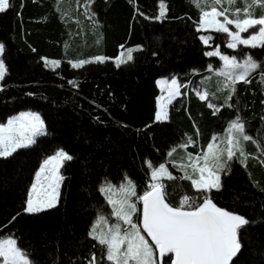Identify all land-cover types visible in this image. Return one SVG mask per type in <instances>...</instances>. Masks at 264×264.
Returning a JSON list of instances; mask_svg holds the SVG:
<instances>
[{
	"label": "trees",
	"instance_id": "obj_1",
	"mask_svg": "<svg viewBox=\"0 0 264 264\" xmlns=\"http://www.w3.org/2000/svg\"><path fill=\"white\" fill-rule=\"evenodd\" d=\"M160 2L166 15L156 20ZM10 5L0 13V58L7 68L0 82V124L16 113L34 112L45 134L0 158V239L15 238L34 264H87L92 253L100 257L104 251L89 236L93 221L106 213L100 185L127 177L142 194L149 183L148 162L164 163L186 132L193 140L199 132L205 145L212 132L239 116L258 142L255 152L244 149L250 174L237 154L227 174L221 173V189L209 195L217 206L250 221L240 229L242 247L232 264H264V193L258 187L264 185V68L251 73L248 85L235 86L233 106L222 103L213 117L202 105L191 101L186 107L178 97L167 119L155 121L157 79L175 76L181 83L193 72L218 68L220 60L205 55L217 47L264 65V48L233 50L225 33L197 32L200 10L191 0H10ZM253 11L264 15V8ZM201 35L213 37L209 45ZM124 49H134L133 58L117 66L113 59ZM48 60L60 63L50 67ZM82 60L91 62L72 67ZM61 149L73 159L60 168L64 179L56 206L25 212L40 162ZM169 169L176 178L161 182L172 203L183 194L199 196L189 180L178 178L181 171Z\"/></svg>",
	"mask_w": 264,
	"mask_h": 264
},
{
	"label": "snow or ice",
	"instance_id": "obj_2",
	"mask_svg": "<svg viewBox=\"0 0 264 264\" xmlns=\"http://www.w3.org/2000/svg\"><path fill=\"white\" fill-rule=\"evenodd\" d=\"M191 2L200 10L197 32L225 33L228 38L226 46L233 50L238 46L264 48V15L257 17L253 11L254 6L264 8V0H244L243 8H232L236 0ZM10 6V0H0V13ZM165 15L166 4L160 2L159 14L154 19L162 20ZM250 29L255 31L249 32ZM243 33L248 35L243 36ZM199 38L205 45H209L213 39L211 35H201ZM132 51L133 49H128L127 58H119L117 66L132 60ZM3 52L4 45L0 44V56ZM205 55L218 57L223 62V67L215 74L224 78L222 88L229 90V101L232 100L238 82L250 83L251 73L264 68V65L251 55L246 54L238 59L236 56L223 54L219 47L206 52ZM95 59L103 62L105 58ZM90 62L82 60L73 63L72 67H82ZM47 63L49 62L46 61ZM50 63L58 66L60 62L53 60ZM209 71H213L211 67ZM6 73L5 62L0 58V82L4 80ZM165 87L168 101L171 102L174 96L180 94L183 85L173 78L165 82ZM2 90L3 87L0 86V91ZM196 94L202 101L207 100L210 95L206 90H197ZM227 106L233 105L229 103ZM208 107L214 109L213 114L220 110L219 106L211 102ZM164 119H167V113L161 105L156 113V120ZM43 134L44 122L37 113L22 112L8 119L6 124H0V157L10 156L18 149L33 145L35 138ZM218 140L220 143H217ZM250 140L258 143L247 133L246 123L237 116L228 123L223 137L214 135L206 148L195 156L188 153L189 163L181 165L182 169H185L183 179L191 182L199 196L183 194L175 204L169 199L161 178L172 180L176 177L171 175L163 163L154 166L148 162L151 179L147 190L142 194L137 193L135 182L127 177L118 191L110 184L101 186L100 192L105 195L107 203L111 206V215L115 217V222L110 223L104 216L98 217L97 224L93 225L89 236L96 240L104 251L100 257L92 253L87 264H103L104 260L110 264H232L233 258L242 247L240 229L250 221L240 214L217 206L209 193L221 189V173L227 174L229 162L236 158L237 154L244 158L242 163L247 160L248 154L245 153L241 141ZM193 143V138L189 136L180 147L187 148ZM175 151L173 148L168 155L171 156ZM72 159L70 154L61 149L42 162L28 194L26 212L39 213L56 206L59 188L64 179L60 168L65 161ZM189 167L192 169L191 173L186 171ZM138 204L142 207H138ZM101 223L107 225V231H97L98 224ZM142 231L151 237V244L142 235ZM154 249L158 251V257ZM29 256V253L17 246L15 238L0 239L2 264H34Z\"/></svg>",
	"mask_w": 264,
	"mask_h": 264
},
{
	"label": "crops",
	"instance_id": "obj_3",
	"mask_svg": "<svg viewBox=\"0 0 264 264\" xmlns=\"http://www.w3.org/2000/svg\"><path fill=\"white\" fill-rule=\"evenodd\" d=\"M158 14H159V11H158ZM118 55H119V53H118ZM118 55H117V57H118ZM117 57L114 58L113 61H116ZM50 61H53V60H50ZM52 67H54V66H52ZM222 67H223V62L220 60L219 67L216 69L212 68L213 71L210 72L209 71L210 67H208L206 69V71H204V72H201V73L193 72L189 75V77L186 80H184L181 83L178 81V79L175 76H172L170 78H159L155 81V85H156V88L158 90V98L161 96V93H162L161 87L164 88L165 82L170 81L171 79L174 78L178 81V83L180 85H183V87L180 88V94L174 96L171 101H174L176 98L181 97V99L185 103L186 107H187V105H189L191 103V101L195 102L198 105H202L203 110L205 112L209 111L210 117H213V115H215L217 112L215 114H213L214 110H212L211 108L208 107L209 102L212 101L213 103L212 102L211 103L219 106V108H221L222 103L227 105L229 102L227 97L229 96L230 92H229V90L222 88V81L224 80V78L221 76H217L215 74V72L220 70ZM240 85L245 86V85H248V83L238 82L235 86L238 87ZM197 90L208 91L210 94L208 99L204 100V101L199 99L198 95L196 94ZM158 98L156 100V113L158 111ZM168 107H169V102L164 107V110L167 113V117H168ZM156 113H155V121H157L156 120ZM235 118H233V119H235ZM165 120L166 119L161 120V121H165ZM230 121H232V120H230ZM230 121H228L226 123V127ZM226 127L221 132H219L218 130L212 132L208 142L205 145L204 144L202 145L200 133L195 132L196 136L193 140L194 141L193 145H191L187 148H181L180 147L181 144L178 145L177 147H175L176 151L171 156L168 155V153L170 151L166 154L164 164L174 165V166L180 167L181 173H180V176H178V177H183L185 174V169H182L181 165H186L189 163V161L187 160V154L191 153L195 156V155L201 153L206 148L207 144L210 142L211 138L214 135L223 137V134L225 132ZM186 140L182 144H184L186 142ZM217 143H220V140H218ZM241 143H242L244 149L246 147H251V148H253L254 152H255V149L257 150L255 143H253L251 140L247 141V142L241 141ZM221 147H223V144H221ZM186 171L188 173H190L188 168L186 169Z\"/></svg>",
	"mask_w": 264,
	"mask_h": 264
},
{
	"label": "rangeland",
	"instance_id": "obj_4",
	"mask_svg": "<svg viewBox=\"0 0 264 264\" xmlns=\"http://www.w3.org/2000/svg\"><path fill=\"white\" fill-rule=\"evenodd\" d=\"M249 2H251V0H249ZM239 4L237 5V8H243L245 5H244V0H239V2H238ZM225 7H227V4H225L224 5ZM255 7V6H254ZM232 8H235L234 7V5H232ZM230 15H231V12L229 13ZM222 19V18H221ZM229 27H231V26H229ZM252 31H255V29H250L249 30V32H252ZM243 36H247L248 35V33H243L242 34ZM134 50V49H133ZM213 50H215V49H212V50H210V51H213ZM127 55H128V49H124V50H121L120 52H119V55H118V57H117V59H116V61H114L115 62V64L117 65V60L119 59V58H123V59H126L127 58ZM94 60H96V59H94ZM48 62L49 63H47V65L48 66H50V67H52L53 65L50 63L51 61L50 60H48ZM46 63V62H45ZM75 63H78V62H75ZM73 64V63H72ZM122 64V63H121ZM258 70V69H257ZM256 70V71H257ZM257 79H260L259 77L257 78ZM161 89H162V93H161V96L158 98V110H159V108H160V106L161 105H163L164 107H165V105L169 102L168 101V92H167V89H166V87L164 86V88L163 87H161ZM235 95V94H234ZM232 97H234L233 95H232ZM238 96H235V99L237 98ZM212 98V97H211ZM173 99V98H172ZM212 102V101H211ZM173 103V101H171V102H169V106L171 105ZM213 103V102H212ZM230 103V101L228 102V104ZM263 105H264V102H263ZM228 107V106H227ZM212 110H214L213 108H211ZM167 110V109H166ZM165 111V110H164ZM20 113H22V112H19V113H16V114H14V115H12V116H10L9 118H7L6 119V121L3 123V124H6V122H7V120L8 119H11V118H13V117H16V116H18ZM192 124L194 125V126H196V121L195 120H193L192 121ZM194 130H196V131H198L197 130V126L194 128ZM44 133H45V129H44ZM248 133V132H247ZM249 134V133H248ZM41 136V135H40ZM187 137H189V133H187L186 132V135H185V138L187 139ZM185 139V140H186ZM56 151H58V150H56ZM55 151V152H56ZM55 152L53 153V154H55ZM52 154V155H53ZM52 155H50V156H52ZM49 157V156H48ZM0 158H2V157H0ZM47 158V157H46ZM45 158V159H46ZM45 159H43L41 162H40V164H39V166H38V168H37V170L35 171V173H34V175H33V177H32V180H31V184H30V186H29V188H28V192H27V197H26V201H27V199H28V194H29V191H30V189H31V185L35 182V176H36V173H37V171L39 170V168H40V166H41V164H42V162L45 160ZM264 159V158H263ZM239 160H240V162L242 161V160H244V158L243 157H241L240 156V158H239ZM162 164V163H161ZM164 164V163H163ZM241 164H243L244 166L246 165L247 167V172H248V174H250V171H249V165H247V160L245 161V162H241ZM160 165V164H159ZM158 165V166H159ZM165 166H166V168L168 169V171L171 173V171H170V169L169 168H171V169H173V170H175V171H177V172H180V170H181V168L180 167H178V166H174V165H166L165 164ZM262 166H263V168H264V163H262ZM189 169V171H190V173L192 172V169L189 167L188 168ZM150 172H151V169L149 168V182H150V179H151V177H150ZM178 178H180V177H178ZM252 180H256L257 181V179L255 178V177H250ZM164 179H166V178H161V181L162 180H164ZM181 179V178H180ZM125 183V179H123L121 182H119L118 184H110L111 186H112V188L114 189V190H116V191H118L119 190V187L122 185V184H124ZM107 185H109L108 183H104V184H102V185H100V187H99V193H100V195H101V197L103 198V200H104V204H105V206H106V213H104V214H102V215H98L97 217H96V219L93 221V223H92V225H91V228H90V230L92 229V227H93V225L94 224H97V221H98V217L99 216H104L106 219H108V221L110 222V223H113V222H115V217L114 216H112L111 215V211H112V208H111V206L107 203V201H106V198H105V195H103V194H101V192H100V188H101V186H107ZM259 185V184H258ZM259 187V189L264 193V185L262 184L261 186L259 185L258 186ZM133 199H135V198H133ZM26 201H25V208H26ZM138 207H140V204H138ZM25 208H24V210H25ZM48 209V208H47ZM26 212V211H25ZM28 213V212H27ZM136 219V217H134V220ZM123 227H127V225H122ZM97 231L99 232V231H107V225L106 224H103V223H101V224H98V227H97ZM142 235H144L145 236V238H146V235H145V233L142 231ZM7 237H9V236H7ZM3 238H5V237H3ZM2 239V238H1ZM147 239V238H146ZM154 251H155V249H154ZM2 261H3V258H0V264H2ZM107 261V260H106ZM108 262V261H107ZM109 264H110V262H108Z\"/></svg>",
	"mask_w": 264,
	"mask_h": 264
},
{
	"label": "water",
	"instance_id": "obj_5",
	"mask_svg": "<svg viewBox=\"0 0 264 264\" xmlns=\"http://www.w3.org/2000/svg\"><path fill=\"white\" fill-rule=\"evenodd\" d=\"M140 207H142V205L140 204ZM145 233V235H146V238H147V240L149 241V243L151 244V237H149L148 235H147V233L146 232H144ZM154 247V246H153ZM155 253H156V256L158 257V251H156L155 250Z\"/></svg>",
	"mask_w": 264,
	"mask_h": 264
},
{
	"label": "built area",
	"instance_id": "obj_6",
	"mask_svg": "<svg viewBox=\"0 0 264 264\" xmlns=\"http://www.w3.org/2000/svg\"><path fill=\"white\" fill-rule=\"evenodd\" d=\"M193 196H196V195H193ZM179 199H180V198H179ZM179 199H178L177 203L179 202Z\"/></svg>",
	"mask_w": 264,
	"mask_h": 264
}]
</instances>
